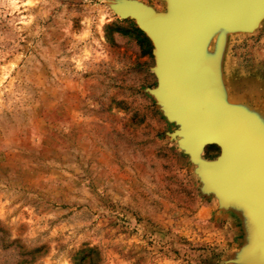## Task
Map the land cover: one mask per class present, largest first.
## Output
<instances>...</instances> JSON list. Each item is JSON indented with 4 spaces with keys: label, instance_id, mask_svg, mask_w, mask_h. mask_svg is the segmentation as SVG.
<instances>
[{
    "label": "rangeland",
    "instance_id": "obj_1",
    "mask_svg": "<svg viewBox=\"0 0 264 264\" xmlns=\"http://www.w3.org/2000/svg\"><path fill=\"white\" fill-rule=\"evenodd\" d=\"M115 1L0 0V264H237L242 213L169 138L151 44ZM206 48L264 126V18Z\"/></svg>",
    "mask_w": 264,
    "mask_h": 264
},
{
    "label": "water",
    "instance_id": "obj_2",
    "mask_svg": "<svg viewBox=\"0 0 264 264\" xmlns=\"http://www.w3.org/2000/svg\"><path fill=\"white\" fill-rule=\"evenodd\" d=\"M162 1L165 4L163 12H157L151 7L134 0H117L110 5V8L117 17L132 20L136 28L145 34L151 42V55L154 62V67L151 68V71L156 79V88L148 89L147 91L154 98L166 121L177 126L175 131L169 134V138L176 140L178 148L196 166L195 173L201 182L202 191L212 194L215 198H222L218 200L222 207H232L242 213V217L245 220L247 242L234 262L237 264H264V128L255 117L247 115L241 108L227 104L224 93L218 84L217 59L207 54V48L202 49L196 66L195 64L193 66L199 89L200 91L202 90L203 102L199 101L192 92L190 98H188L190 99L188 102H191V104L186 108L183 104L186 103L185 99L187 97L185 98L182 92L185 87L181 86L182 84L178 85V92L176 93L173 90L172 92L177 102L180 105L182 103L183 109H185V116L180 119L177 115L173 116L174 113H171L169 109L170 103L161 98L157 91L162 87L163 79L159 75V61L161 62V53L164 47L162 42L164 41L165 43V40L168 39L167 36H175L174 41L177 44L176 49L173 51L174 53L178 55L185 50L180 48L183 42L182 36L186 32L185 25L188 26L189 22L195 21L199 17V12H201V16L207 12L208 20L209 18L213 20V26H210V29L204 34L202 46L206 39L210 42V37L208 39V36L218 26L222 29L220 32L241 31V33H250L257 28L258 21L260 22L264 17V0ZM209 2L212 4L208 6ZM136 6L144 7L146 10L152 9L150 11L151 15L154 18V22L160 25L158 26L159 28L150 26L146 30L143 29L137 14L133 11ZM193 8L194 13L191 12ZM192 34L194 33L190 32L188 36ZM207 42L204 46H206ZM181 80L184 82L185 78L183 77ZM168 99L172 101V97L169 96ZM232 115H236V120L241 121L242 125H238V122L235 123ZM189 121L200 122V127L202 125L211 127L213 133L214 130L217 131L215 143L219 147V154L213 159H200V162H197L194 160L193 153L187 152V147L184 144L186 142L184 131L185 125ZM245 125L247 126L244 129ZM228 128L234 131V136L240 130L242 131L238 142L239 153L236 152V158L238 156L243 158L242 162L238 164L236 173L244 182L238 186H242L241 189H234L228 195L230 197H222L219 195L220 190L215 187L213 176H210L209 171L222 170L223 166L231 159V154L228 152L231 146L228 145L229 141L225 138L224 132ZM248 132H251L252 136ZM244 189H246V192ZM258 208H260V211H258Z\"/></svg>",
    "mask_w": 264,
    "mask_h": 264
},
{
    "label": "bare ground",
    "instance_id": "obj_3",
    "mask_svg": "<svg viewBox=\"0 0 264 264\" xmlns=\"http://www.w3.org/2000/svg\"><path fill=\"white\" fill-rule=\"evenodd\" d=\"M210 4L212 3L209 2L208 6ZM133 11L134 13L137 14V18L143 29L146 30V28H150V26H154L155 28L156 26L157 27L160 26L154 22V18L152 17L150 12L152 11V9L146 10L144 7L136 6L133 8ZM191 12L194 13V8L191 10ZM203 15L205 16L204 18ZM203 15L201 16V12H199V17H197L195 21H191V23L189 22L188 26L185 25L186 32L182 36L183 42L180 45L181 50L183 49L185 50L181 51L178 55L173 52L174 49H176V44H177L174 41L175 36H170V37L167 36L168 39L165 40V43L164 41L162 42V45L164 47L161 53V59H160L161 62L159 61V75L161 79H163V81H162V87L157 91L161 96V98L165 99L167 102L170 103L169 109L171 110L170 111L171 113L172 112L174 113L173 116L177 115L180 119L184 118L185 109H183L182 103L180 105L177 102L176 98H174V93L172 92V90L176 93L178 92L177 89L178 85L182 84L181 86L185 87V89L182 92L185 95V98L187 97V99H185L186 103L183 104L186 106V108H188L189 104H191V102H188V100H190L188 98H190V94H192V92L199 101L203 102L202 90L200 91L199 89L200 87L195 78L194 67H193L194 64L195 66L197 64V59L199 58L200 52L202 51L203 48L206 49V46L209 42V40L206 39V42L208 41L206 46H204L206 42H204L202 46V42L205 36L204 34L208 29H210V26H213L212 24L213 20H210V18L208 20L207 12L204 13ZM259 23L260 22L258 21V24ZM220 28L221 27L218 26V28H216L212 33H210L208 39L209 37L211 39V37L218 31H221L222 29ZM190 32L194 34L188 36ZM143 35L146 37L145 34ZM146 39L149 41L147 37ZM149 43L151 44L150 41ZM151 50H152V45H151ZM153 67H154V62H153ZM183 77L185 78L184 82H182L183 80L180 81V79ZM169 96L172 97V101H169L168 99ZM228 105L234 107V105H230V104ZM244 111L246 112L247 115H251L256 118V116L250 114L246 110ZM232 116H233L232 119L235 123L238 122V125H242L241 121L239 122L236 120V115H232ZM257 121L264 128L263 124L258 119ZM199 124L200 122L189 121V123L185 125L186 127L184 131L186 135V139H185L186 142L184 144L187 147V152L193 153L194 160H196L197 162H200L199 160L203 159L202 154L205 148L207 147H216L219 154V147L216 146L215 143L217 138L215 135L217 134V131L214 130L213 133V129L211 127L204 125L200 127ZM246 126L247 125L244 126V129L246 128ZM224 132H225V138L229 141L228 145L231 146L230 151H228L231 154V159L228 160L227 164L223 166L222 170H218L214 172L209 171V174L210 176H213L214 179L213 183L214 185H216L215 187L220 190V191L218 190L220 192L219 195H221L222 197H230L228 195L234 189H238V188L241 189L242 186L241 187L238 186L243 184L244 182L242 178L238 177V173H236L238 164L242 162L241 160L243 158L242 156L240 157L238 156V158H236V152H238V142L242 131L240 130L238 133L235 134V136H234V131L230 128L226 129ZM248 134L252 136L251 132H248ZM244 190L246 192V189ZM248 192L250 194V191ZM216 199L221 200L222 198L217 197ZM258 211H260V208H258Z\"/></svg>",
    "mask_w": 264,
    "mask_h": 264
}]
</instances>
